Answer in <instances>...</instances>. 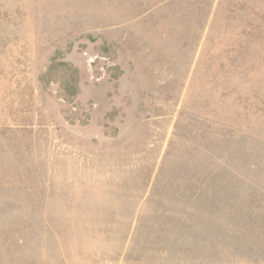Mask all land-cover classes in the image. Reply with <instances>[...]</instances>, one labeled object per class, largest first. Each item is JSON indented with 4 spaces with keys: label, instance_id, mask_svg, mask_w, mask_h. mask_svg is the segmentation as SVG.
<instances>
[{
    "label": "rangeland",
    "instance_id": "obj_1",
    "mask_svg": "<svg viewBox=\"0 0 264 264\" xmlns=\"http://www.w3.org/2000/svg\"><path fill=\"white\" fill-rule=\"evenodd\" d=\"M0 264H264V0H0Z\"/></svg>",
    "mask_w": 264,
    "mask_h": 264
}]
</instances>
